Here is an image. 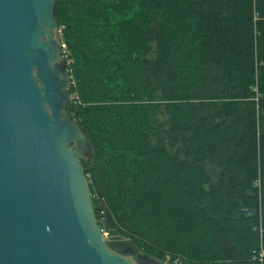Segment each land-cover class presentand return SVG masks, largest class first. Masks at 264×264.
Segmentation results:
<instances>
[{
	"label": "trees",
	"instance_id": "16d2710c",
	"mask_svg": "<svg viewBox=\"0 0 264 264\" xmlns=\"http://www.w3.org/2000/svg\"><path fill=\"white\" fill-rule=\"evenodd\" d=\"M54 17L109 247L264 264V0H55Z\"/></svg>",
	"mask_w": 264,
	"mask_h": 264
},
{
	"label": "water",
	"instance_id": "95a60500",
	"mask_svg": "<svg viewBox=\"0 0 264 264\" xmlns=\"http://www.w3.org/2000/svg\"><path fill=\"white\" fill-rule=\"evenodd\" d=\"M54 5L0 0V264H164L102 235L81 164L91 144L67 112Z\"/></svg>",
	"mask_w": 264,
	"mask_h": 264
},
{
	"label": "built area",
	"instance_id": "2783aa9c",
	"mask_svg": "<svg viewBox=\"0 0 264 264\" xmlns=\"http://www.w3.org/2000/svg\"><path fill=\"white\" fill-rule=\"evenodd\" d=\"M60 36H61V28H57L56 29V37H57L58 42H59V50H60L61 55H63L66 58V55H65V53H66L65 44L60 39ZM70 85H74V82L72 81L71 75H70ZM75 98H76V96H75ZM100 229H101L102 235H103V237L105 239L107 237V232L103 228H100ZM263 255H264L263 252L259 253V257H262Z\"/></svg>",
	"mask_w": 264,
	"mask_h": 264
},
{
	"label": "rangeland",
	"instance_id": "374dc122",
	"mask_svg": "<svg viewBox=\"0 0 264 264\" xmlns=\"http://www.w3.org/2000/svg\"><path fill=\"white\" fill-rule=\"evenodd\" d=\"M124 246H126V247H131L129 244H125ZM132 248V247H131ZM130 248V249H131ZM121 253H123V254H126V255H130V256H132V257H136V255L138 254V253H140V254H144V255H146L147 257H149V258H152V259H155V258H153L152 256H150V255H148V254H145L144 252H142V251H134V250H132L131 252L129 251H127V248H124V249H122V252ZM155 260H157V259H155ZM157 261H159V260H157ZM160 262H162V263H168V262H166V261H160Z\"/></svg>",
	"mask_w": 264,
	"mask_h": 264
},
{
	"label": "flooded vegetation",
	"instance_id": "af4514ba",
	"mask_svg": "<svg viewBox=\"0 0 264 264\" xmlns=\"http://www.w3.org/2000/svg\"><path fill=\"white\" fill-rule=\"evenodd\" d=\"M65 70H66V67H65ZM67 71V70H66Z\"/></svg>",
	"mask_w": 264,
	"mask_h": 264
}]
</instances>
